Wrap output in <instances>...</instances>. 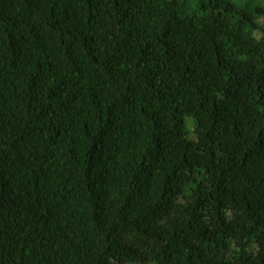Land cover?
Segmentation results:
<instances>
[{
  "label": "trees",
  "instance_id": "1",
  "mask_svg": "<svg viewBox=\"0 0 264 264\" xmlns=\"http://www.w3.org/2000/svg\"><path fill=\"white\" fill-rule=\"evenodd\" d=\"M263 16L0 0V264H264Z\"/></svg>",
  "mask_w": 264,
  "mask_h": 264
},
{
  "label": "rangeland",
  "instance_id": "2",
  "mask_svg": "<svg viewBox=\"0 0 264 264\" xmlns=\"http://www.w3.org/2000/svg\"><path fill=\"white\" fill-rule=\"evenodd\" d=\"M248 0H244V2H246ZM262 22H264V16L261 17L260 19ZM185 123H186V127H187V136L189 138H193L195 136V119L193 118V116L191 115H188L185 119ZM145 264H157L156 262H153V261H150V262H147Z\"/></svg>",
  "mask_w": 264,
  "mask_h": 264
}]
</instances>
